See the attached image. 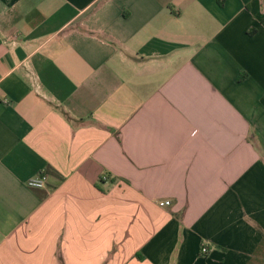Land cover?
I'll list each match as a JSON object with an SVG mask.
<instances>
[{"label":"crops","instance_id":"obj_1","mask_svg":"<svg viewBox=\"0 0 264 264\" xmlns=\"http://www.w3.org/2000/svg\"><path fill=\"white\" fill-rule=\"evenodd\" d=\"M0 264H264V0H0Z\"/></svg>","mask_w":264,"mask_h":264},{"label":"built area","instance_id":"obj_2","mask_svg":"<svg viewBox=\"0 0 264 264\" xmlns=\"http://www.w3.org/2000/svg\"><path fill=\"white\" fill-rule=\"evenodd\" d=\"M103 178H105L103 176ZM47 176L43 172L36 174L35 176H32L26 180V185L30 188H42L44 187L46 183ZM170 204V201L165 200L163 202H160V205H168ZM207 251L206 245H202L201 252L205 253Z\"/></svg>","mask_w":264,"mask_h":264}]
</instances>
